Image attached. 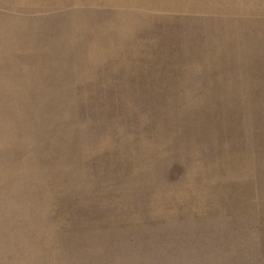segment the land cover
I'll use <instances>...</instances> for the list:
<instances>
[{
  "label": "rangeland",
  "instance_id": "obj_1",
  "mask_svg": "<svg viewBox=\"0 0 264 264\" xmlns=\"http://www.w3.org/2000/svg\"><path fill=\"white\" fill-rule=\"evenodd\" d=\"M0 264H264V0H0Z\"/></svg>",
  "mask_w": 264,
  "mask_h": 264
}]
</instances>
